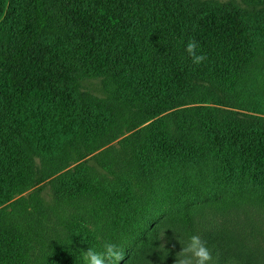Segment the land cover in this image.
I'll return each instance as SVG.
<instances>
[{
    "label": "trees",
    "instance_id": "1",
    "mask_svg": "<svg viewBox=\"0 0 264 264\" xmlns=\"http://www.w3.org/2000/svg\"><path fill=\"white\" fill-rule=\"evenodd\" d=\"M257 213L264 0H0V264H264Z\"/></svg>",
    "mask_w": 264,
    "mask_h": 264
},
{
    "label": "clouds",
    "instance_id": "2",
    "mask_svg": "<svg viewBox=\"0 0 264 264\" xmlns=\"http://www.w3.org/2000/svg\"><path fill=\"white\" fill-rule=\"evenodd\" d=\"M186 52L192 58L194 64H201L206 59V54L199 53L198 44L195 40L186 45ZM162 247L165 245L162 243ZM85 264H120L123 259V251L116 243L108 242L102 252H96L89 248L84 252ZM212 252L207 243L199 234H192L183 244L181 250L176 253L174 264H211Z\"/></svg>",
    "mask_w": 264,
    "mask_h": 264
},
{
    "label": "rangeland",
    "instance_id": "3",
    "mask_svg": "<svg viewBox=\"0 0 264 264\" xmlns=\"http://www.w3.org/2000/svg\"><path fill=\"white\" fill-rule=\"evenodd\" d=\"M211 1H217L219 3H228V2H236L240 3L241 0H211ZM81 85L84 88V90H87L95 95L98 96H104V91L102 89V83L99 78H86L81 81ZM47 188L45 187L42 191V195H46ZM258 215V216H257ZM256 216H253V224L257 226V228L254 230L253 234L255 235L254 242H250L248 240H245L244 243L246 245H258V247L261 249L262 254L264 255V216H259L260 214L257 213ZM237 223L234 218L232 219V224ZM250 229L246 226L245 233H247L248 238H251V235L249 234Z\"/></svg>",
    "mask_w": 264,
    "mask_h": 264
}]
</instances>
